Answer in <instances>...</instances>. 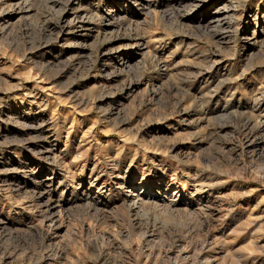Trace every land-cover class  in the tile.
<instances>
[{
  "label": "rangeland",
  "instance_id": "1",
  "mask_svg": "<svg viewBox=\"0 0 264 264\" xmlns=\"http://www.w3.org/2000/svg\"><path fill=\"white\" fill-rule=\"evenodd\" d=\"M139 2L0 0V264H264V0Z\"/></svg>",
  "mask_w": 264,
  "mask_h": 264
},
{
  "label": "bare ground",
  "instance_id": "2",
  "mask_svg": "<svg viewBox=\"0 0 264 264\" xmlns=\"http://www.w3.org/2000/svg\"><path fill=\"white\" fill-rule=\"evenodd\" d=\"M139 1L142 2V3H144L145 0H139ZM140 2H139V3H140ZM146 3H147V2H146ZM198 6H199V5H198ZM197 8H198V7H195V9H197ZM122 16H123V15H122ZM209 19H210V18H209ZM209 19H208V20H209ZM109 20H110V19H109ZM112 22L114 23L115 21H112V20H111V21H108V24H112ZM128 35H129V37H132V34H128ZM135 36H136V35H135ZM137 36H138V35H137ZM140 41H141V40H140ZM134 42H135V41H134ZM141 44H142V43H140V44L136 43V46H138V47H137L138 50H141V52H143V51L145 52V50H143V48H145V44H144L142 47L140 46ZM146 50H147V49H146ZM144 52H143V53H144ZM252 109H253V108H252ZM137 194H138V193H135V192H131V193H130L131 196H135V195H137ZM131 201H132V200H131ZM131 201H130V208H128V210L133 209V208H135V207L138 206V204H137L138 202H135V201H132V202H131ZM128 203H129V202H128ZM121 205H123V204L121 203Z\"/></svg>",
  "mask_w": 264,
  "mask_h": 264
}]
</instances>
